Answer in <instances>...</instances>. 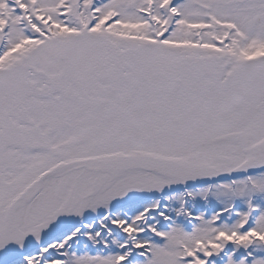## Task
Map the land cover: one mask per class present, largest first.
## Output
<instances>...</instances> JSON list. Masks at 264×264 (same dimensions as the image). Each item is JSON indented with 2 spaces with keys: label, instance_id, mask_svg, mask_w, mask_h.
<instances>
[{
  "label": "snow or ice",
  "instance_id": "1",
  "mask_svg": "<svg viewBox=\"0 0 264 264\" xmlns=\"http://www.w3.org/2000/svg\"><path fill=\"white\" fill-rule=\"evenodd\" d=\"M0 264H264V0H0Z\"/></svg>",
  "mask_w": 264,
  "mask_h": 264
}]
</instances>
